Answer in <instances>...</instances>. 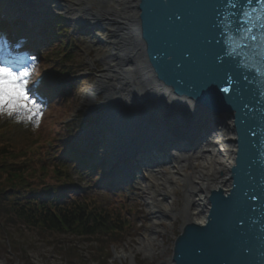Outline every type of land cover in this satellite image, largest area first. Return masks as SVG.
<instances>
[{
	"label": "water",
	"instance_id": "1",
	"mask_svg": "<svg viewBox=\"0 0 264 264\" xmlns=\"http://www.w3.org/2000/svg\"><path fill=\"white\" fill-rule=\"evenodd\" d=\"M31 1L14 0L20 5ZM130 5L133 15L124 16V34L115 47L117 69L96 93L103 97V122L112 140L110 169L117 173L114 181L105 180L106 172L99 182L129 185L156 168L200 156L220 135L229 148L228 160L220 166V178L200 190L198 209L205 223L180 220L166 262L262 264L259 205L264 196L257 194L264 191V96L259 79L245 83L238 76L233 81L235 91L229 95L241 97L238 102L247 103L246 109L219 99L214 86L195 99L181 94L201 78L236 70L224 45L216 42L225 39L214 27L218 0H132ZM186 52L190 61L184 59ZM181 62L184 67L177 68ZM245 193L257 196L248 200Z\"/></svg>",
	"mask_w": 264,
	"mask_h": 264
},
{
	"label": "trees",
	"instance_id": "2",
	"mask_svg": "<svg viewBox=\"0 0 264 264\" xmlns=\"http://www.w3.org/2000/svg\"><path fill=\"white\" fill-rule=\"evenodd\" d=\"M68 39L66 31L57 29L53 44L48 45L44 56L37 57L32 77L34 80L42 69L46 70L39 78L40 90L58 103L54 112L68 109L80 85L78 78H74L78 68L75 46L69 45ZM63 52L66 55L58 60ZM46 113L43 112L38 126L30 124L13 137L0 129V224L19 222L28 228L61 234H104L111 240H121L134 228L126 217L130 211L124 197L118 198V188L110 182L104 187L112 194V202L101 203L93 194L91 189L99 186L104 175L103 170L88 162L98 140L90 139L83 131L79 133L83 126L95 121V114L80 110L72 120L59 124V119L50 118L51 111ZM6 119L10 121L11 117ZM11 122L15 124L12 119ZM47 140L54 149L50 157L43 143ZM83 143L88 146L83 148ZM70 169L81 177L87 173L91 178L88 186L82 187L75 181Z\"/></svg>",
	"mask_w": 264,
	"mask_h": 264
},
{
	"label": "rangeland",
	"instance_id": "3",
	"mask_svg": "<svg viewBox=\"0 0 264 264\" xmlns=\"http://www.w3.org/2000/svg\"><path fill=\"white\" fill-rule=\"evenodd\" d=\"M3 2L0 0V20ZM53 6V9L46 5L42 6V14L37 23H34L35 27L31 28L44 36L47 41L53 39L51 45L54 42L57 29L59 32L66 31L69 45L73 44L75 46V60L78 65L76 75L80 76L78 78L80 85L74 92V96H72L69 107L65 112L53 111L57 109L58 103L56 101L54 103L52 98L50 103L42 98L38 102H43V112L48 113V111H51L50 118L59 119V124H65L69 119L75 117L79 109L86 113L95 114V121L83 126L79 133L81 134L83 131L90 139L98 140V146L92 149V158H89L88 162L98 166L100 170H103V174L109 173L105 180L114 181V176L117 173L110 169L113 155L108 152L110 131L109 126L103 122V97L96 94L89 101L84 99L85 91L96 75L104 73V67L102 63L95 60V55L100 54L103 50L109 51L110 45L105 43V38H109L107 36L108 32L104 28H100V25L92 27L84 21L85 18L81 16L80 12L76 16L78 20L73 21L71 18H74V14L78 10L76 6L73 15L65 14L58 5ZM16 12L21 17L14 16L16 20L12 24L33 25L30 21L22 18L26 16V10ZM29 14L32 15L33 13L29 12ZM64 47L62 46L63 50ZM41 51L42 53L45 51V45L41 48ZM64 55H66L65 52L61 53L57 59L61 60ZM89 59H93V62ZM51 103H54V107L49 105ZM6 118V115L0 116V129L8 137H13L22 132L30 124L34 125L33 122H17L15 117H12L11 119L15 122L13 125L11 119L8 121ZM20 124L21 128L18 127ZM40 143L37 145L42 144ZM43 143L46 146L47 154H49L48 157L54 155L53 146L48 140ZM87 143H83L82 147L86 148ZM50 161H52V158ZM70 171L75 181L82 187L88 186L91 178L87 173L81 177L77 172L74 173V170L70 169ZM145 175L147 176L146 179L140 178L131 182L132 189L120 190V187H118V190H116L117 194L121 193L118 198L124 197L125 206L130 211L129 214H126V217L130 218L134 227L121 240H111L112 238L104 234L83 237L61 234L41 228H28L19 222L14 224L5 223L0 224V264H165L171 254L170 241L178 232L181 223L179 217L172 211V209L174 211L179 209L181 188L177 186L178 182L175 181V184L171 185L174 188L169 194L164 195L162 193L163 186L161 185L163 181L160 179L162 176H157L155 173ZM104 184L105 182L100 181L99 186L91 190L101 203L112 202V194L105 189ZM147 234L148 238L150 235V237L156 238L157 243L161 242L155 256L151 259L134 252L137 250V239ZM128 246L133 252L132 258H128L130 263L128 261L126 263L117 261V257L112 255L113 250L117 252V255L127 253Z\"/></svg>",
	"mask_w": 264,
	"mask_h": 264
},
{
	"label": "snow or ice",
	"instance_id": "4",
	"mask_svg": "<svg viewBox=\"0 0 264 264\" xmlns=\"http://www.w3.org/2000/svg\"><path fill=\"white\" fill-rule=\"evenodd\" d=\"M218 2L220 7L214 11L219 19L214 27L221 29L225 39L216 42L224 45V55L235 62L236 70L201 78L193 88L184 89L181 94L195 99L214 86L219 99L235 103L238 109H246L247 103L238 102L241 97L234 99L229 93L235 91L233 81L239 76L245 83H251L253 79L258 78L260 95L264 96V0H218ZM21 48L19 42L13 45L6 36L0 35V116L15 117L17 122H33L38 126L43 114V102H38L40 98L37 96L41 84L32 80L36 71V57L21 54ZM184 59L190 61L191 53L186 52ZM176 67L183 68V62L177 63ZM225 84L228 86H224ZM243 115L246 116L247 113ZM243 122L241 120V123ZM261 187L264 188V184ZM257 195L264 196V191ZM257 195L250 196L245 193L248 200ZM249 209L252 210L251 206ZM259 209L260 222L264 225V203L259 205ZM243 222L244 218H241L238 224ZM197 223L204 224L205 221L199 220Z\"/></svg>",
	"mask_w": 264,
	"mask_h": 264
},
{
	"label": "bare ground",
	"instance_id": "5",
	"mask_svg": "<svg viewBox=\"0 0 264 264\" xmlns=\"http://www.w3.org/2000/svg\"><path fill=\"white\" fill-rule=\"evenodd\" d=\"M1 1L7 2V6H4L3 8L5 10V15L11 13L12 11L26 9L27 18H33L35 20H38L40 18L43 11L42 6L44 5L52 9L54 7L53 5H58L59 7H61V10H63L67 15H73L74 8L76 6L78 7V10L77 13L74 14V16H77L78 12H84L86 18V20L84 21L88 22V24L92 25V27L100 25V28H104L105 30H107V36L109 38H105V43L110 45V49L108 52L103 50L100 54H96L95 60L102 63L105 70L104 73L108 74L103 76H101V74L96 75L93 82L91 81L92 83L89 85V87H87L85 91V100H91L92 97L96 95L100 84L106 81L104 80L105 77L109 76V74L115 73L118 63L117 60H114V54L117 52L115 47H117V45L121 42L120 36L124 34V24H122V22H125L124 16L126 11L124 12V5L120 4L121 2H123V0H118L120 2H116L115 0H32V3L27 2L26 4L23 3L21 5L14 2V0ZM34 5L36 6L34 7ZM32 8L35 9L32 10ZM29 12L33 13L32 16L29 14ZM89 61L93 62V59H89ZM224 136H226V133H224ZM111 141V136H109V146ZM227 147L228 145L225 142L224 138L222 139L219 136L218 140L213 146V150H209V148L208 151L202 153V157L191 159V169H188L187 166H183L182 164L177 163L178 165L176 166V172L170 170L167 167L162 168V166L160 167L162 169L155 173V175L157 176H162L160 179L163 181L161 182V185L163 186L162 193L164 195H167V193L169 194L170 191L174 188L171 185H174L175 181L178 182L177 186L181 188L179 209L178 211H174V209H172V211L179 217L180 220L185 221L186 218H191L195 221L201 220L200 211L198 209L199 202L201 201L200 199L202 198V195L201 197L199 195L200 190H206V187L209 185V179H212L210 182H216L218 180V175H216L215 172L219 173L221 171L220 166H222L224 162L227 163L226 160H228L229 153V148L227 149ZM147 236L148 234L142 238L137 239V250L134 252L151 259L155 256V253L161 245V242L157 243V240H155L156 238L154 239V237H150V235L148 238ZM126 250L127 253H119L117 255V261L124 263V259H126L128 260V263H130L129 259L132 258L131 255H133V252L131 251L129 246ZM114 256L116 257V255ZM126 257H128L129 259ZM167 263L168 261L165 264Z\"/></svg>",
	"mask_w": 264,
	"mask_h": 264
},
{
	"label": "flooded vegetation",
	"instance_id": "6",
	"mask_svg": "<svg viewBox=\"0 0 264 264\" xmlns=\"http://www.w3.org/2000/svg\"><path fill=\"white\" fill-rule=\"evenodd\" d=\"M116 2L118 1V0H115ZM118 2H120V1H118ZM131 2H132V0H123V2H121L120 4H122V5H124L123 7H124V12L126 11V13H125V15H127V14H129V16L131 17V15H133V10H132V8H131ZM81 13V12H80ZM81 16L82 17H84L85 18V15H84V12L83 13H81ZM73 21H75V20H78L77 18H76V16H74V18H71ZM84 20V19H83ZM85 20H86V18H85ZM119 23H121V22H119ZM123 23V22H122ZM133 34V33H132ZM222 129V128H221ZM223 132H226V130H222L220 133H223ZM220 136V135H219ZM218 139H216L215 140V142L217 141ZM215 144V143H214ZM214 144H212V145H209V146H207L205 149H206V151H208V149L209 150H213V146H214ZM206 151H204V152H206ZM203 156V154H201L200 156H196L197 158H200V157H202ZM196 157H193V158H196ZM191 159H192V157H190L189 159H186V160H183V159H181V160H179V163L180 164H182L183 166H187V168L188 169H191L192 167V163H191ZM227 161V160H226ZM221 172H223V170L221 169V171L219 172V173H216L215 172V174L216 175H218V177L220 178V173ZM179 173H180V171H179ZM205 175H207V174H205ZM204 175V176H205ZM208 176H209V174H208ZM210 180H212V179H209V182H210Z\"/></svg>",
	"mask_w": 264,
	"mask_h": 264
},
{
	"label": "built area",
	"instance_id": "7",
	"mask_svg": "<svg viewBox=\"0 0 264 264\" xmlns=\"http://www.w3.org/2000/svg\"><path fill=\"white\" fill-rule=\"evenodd\" d=\"M124 246H127V245H124ZM127 249H128V247H127ZM116 253L117 252H115V250H113V256L116 255V257H117V254ZM126 258H128V257H126ZM126 261H128V260L124 259V262H126Z\"/></svg>",
	"mask_w": 264,
	"mask_h": 264
}]
</instances>
